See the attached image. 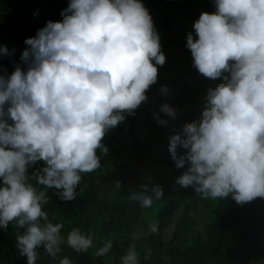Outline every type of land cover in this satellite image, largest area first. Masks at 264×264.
Returning a JSON list of instances; mask_svg holds the SVG:
<instances>
[{
  "label": "clouds",
  "instance_id": "9594fccd",
  "mask_svg": "<svg viewBox=\"0 0 264 264\" xmlns=\"http://www.w3.org/2000/svg\"><path fill=\"white\" fill-rule=\"evenodd\" d=\"M214 2L216 11L200 14L197 38L189 33L186 47L201 75L223 82L208 89L200 119L169 137L168 150L176 168L188 165L176 184L203 199L231 196L243 205L264 198V0ZM61 16L24 41L26 71L16 66L0 75V229L12 222L24 229L16 243L27 264H36L41 247L56 259L64 244L76 252L93 246L92 234L78 228L61 236L63 225L44 211L47 192L30 179L59 190L61 201L75 200L81 174L101 167L97 151L108 154L104 137L147 101L157 65L166 62L141 0H69ZM7 55L0 46V57ZM161 111L175 119L167 104ZM39 162L44 166L29 175ZM141 188L129 198L142 208L163 197L159 185ZM157 230L153 222L150 231ZM112 247L109 240L95 255ZM138 255L131 245L122 264H139ZM59 264L71 261L65 256Z\"/></svg>",
  "mask_w": 264,
  "mask_h": 264
},
{
  "label": "trees",
  "instance_id": "16d2710c",
  "mask_svg": "<svg viewBox=\"0 0 264 264\" xmlns=\"http://www.w3.org/2000/svg\"><path fill=\"white\" fill-rule=\"evenodd\" d=\"M141 2L152 16L166 57L163 66L157 65V82L147 91V101L134 115L125 113V120L106 134L102 143L109 149L108 154L97 151L101 167L81 174L75 200L61 201L59 190L44 189L34 182L39 190L47 192L49 203L44 211L49 221L63 225L61 236L66 239L73 228H78L92 234L93 246L87 252H76L64 244L56 259L41 247L37 249L36 264H59L65 256L71 264H122L120 259L131 245L139 254V264H264V198L243 205L231 196L203 199L193 188L176 184L188 165L176 168L169 143L143 134L153 130L182 134L185 124L199 120L208 89L223 82L201 75L186 47L189 33L197 38L194 23L202 12L214 13L215 2ZM68 4L69 0H0V46L9 52L0 57V75L10 76L16 66L27 70L20 59L27 48L24 41L35 37L48 21H62L61 12ZM199 7L200 12L194 15ZM164 104L175 111V119L161 111ZM177 151L178 155L186 152L181 148ZM43 166V162L37 163L29 174ZM104 173L112 175L113 184L102 178ZM141 185H159L163 197L151 207L142 208L129 198L132 192L142 191ZM153 222L158 223L155 233L150 231ZM169 222L177 225L171 241L166 236ZM137 225L143 232L133 237ZM23 231L15 222L6 230L0 229V264H27L16 243ZM109 240L113 247L108 254L96 256L95 252Z\"/></svg>",
  "mask_w": 264,
  "mask_h": 264
},
{
  "label": "rangeland",
  "instance_id": "374dc122",
  "mask_svg": "<svg viewBox=\"0 0 264 264\" xmlns=\"http://www.w3.org/2000/svg\"><path fill=\"white\" fill-rule=\"evenodd\" d=\"M156 29V28H155ZM157 31V30H156ZM204 108V107H203ZM203 108H202V111H203ZM202 111L200 112L199 114V119L201 117V113ZM140 132V130H139ZM162 133V134H159ZM159 132H157L156 130H153V131H150V132H145L143 131V134L149 136V137H152L154 138L155 140H158V141H162L164 143H168L169 142V137H171L172 135L170 133H168L166 130H160ZM141 133V132H140ZM30 175V174H29ZM102 178L105 180V181H109L111 184L114 183L113 181V178H112V175L108 174V173H104L102 175ZM30 183H32L34 185V182L35 180H31L29 181ZM177 225L175 224V222H169V226H168V229L166 231V236L168 237V240L171 241L173 236H174V231H175V227ZM202 227V226H201ZM141 234V230L139 227H136L135 228V231H134V236H138ZM120 262L122 263V260L120 259Z\"/></svg>",
  "mask_w": 264,
  "mask_h": 264
},
{
  "label": "crops",
  "instance_id": "0c3cea01",
  "mask_svg": "<svg viewBox=\"0 0 264 264\" xmlns=\"http://www.w3.org/2000/svg\"><path fill=\"white\" fill-rule=\"evenodd\" d=\"M209 0H206V2H208Z\"/></svg>",
  "mask_w": 264,
  "mask_h": 264
}]
</instances>
